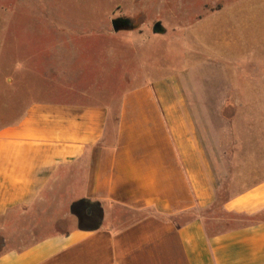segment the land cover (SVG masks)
<instances>
[{
    "label": "crops",
    "instance_id": "0c3cea01",
    "mask_svg": "<svg viewBox=\"0 0 264 264\" xmlns=\"http://www.w3.org/2000/svg\"><path fill=\"white\" fill-rule=\"evenodd\" d=\"M71 44L6 37L0 264H264V154L246 148L254 179L224 187L239 139L209 153L194 105L140 46L126 77L124 59L108 57V75L89 81ZM234 65L236 94L264 71ZM108 82L119 97L91 101ZM71 83L82 98H61Z\"/></svg>",
    "mask_w": 264,
    "mask_h": 264
},
{
    "label": "rangeland",
    "instance_id": "374dc122",
    "mask_svg": "<svg viewBox=\"0 0 264 264\" xmlns=\"http://www.w3.org/2000/svg\"><path fill=\"white\" fill-rule=\"evenodd\" d=\"M117 18L127 25L115 30L112 20ZM58 35L62 45L73 43L76 61L83 57L81 70L89 81L103 71L108 75V57L124 59L117 72L126 77L140 46L158 76L172 77L194 105L209 153L218 148L217 139L226 152L229 137L239 139L240 144L231 146L241 154L231 161L227 154L221 184L242 187L254 179L248 161L253 152L246 148L264 154V69L258 81L237 80V94L233 71L245 58L264 67V0H0V73L5 71L6 37L51 45ZM148 42L150 50L142 49ZM112 84L93 85L90 100L108 103L118 98L111 94ZM67 86L73 90L60 88L62 99L82 98L77 84Z\"/></svg>",
    "mask_w": 264,
    "mask_h": 264
},
{
    "label": "water",
    "instance_id": "95a60500",
    "mask_svg": "<svg viewBox=\"0 0 264 264\" xmlns=\"http://www.w3.org/2000/svg\"><path fill=\"white\" fill-rule=\"evenodd\" d=\"M127 23H128V21L125 19H122V18H117V19L112 20V25H113V28L115 30H119L122 26L127 25ZM154 29L156 31H158L159 30V24L155 25Z\"/></svg>",
    "mask_w": 264,
    "mask_h": 264
}]
</instances>
